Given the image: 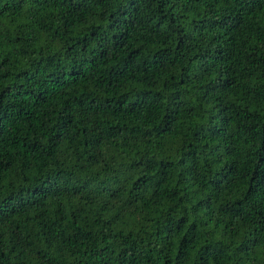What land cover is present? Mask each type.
Wrapping results in <instances>:
<instances>
[{
	"label": "trees",
	"instance_id": "16d2710c",
	"mask_svg": "<svg viewBox=\"0 0 264 264\" xmlns=\"http://www.w3.org/2000/svg\"><path fill=\"white\" fill-rule=\"evenodd\" d=\"M0 264H264V0H0Z\"/></svg>",
	"mask_w": 264,
	"mask_h": 264
}]
</instances>
